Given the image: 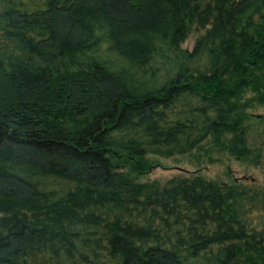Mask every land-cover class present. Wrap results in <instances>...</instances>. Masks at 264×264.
<instances>
[{
  "label": "trees",
  "instance_id": "16d2710c",
  "mask_svg": "<svg viewBox=\"0 0 264 264\" xmlns=\"http://www.w3.org/2000/svg\"><path fill=\"white\" fill-rule=\"evenodd\" d=\"M254 102L264 0H0V264H264V186L137 179Z\"/></svg>",
  "mask_w": 264,
  "mask_h": 264
},
{
  "label": "rangeland",
  "instance_id": "374dc122",
  "mask_svg": "<svg viewBox=\"0 0 264 264\" xmlns=\"http://www.w3.org/2000/svg\"><path fill=\"white\" fill-rule=\"evenodd\" d=\"M203 32L204 30L192 25L181 44L182 48L191 50L195 39ZM247 112L249 118L246 136L248 145L253 150L247 158L236 159L228 151L219 149L216 142L208 138L189 153L172 157L150 156L155 159L152 167L137 179L140 182L157 181L162 184L173 176L198 173L219 182L244 179L255 180L264 186V104L254 102Z\"/></svg>",
  "mask_w": 264,
  "mask_h": 264
}]
</instances>
